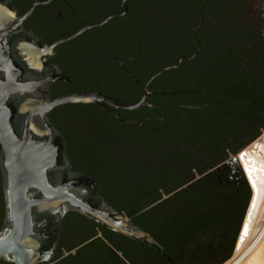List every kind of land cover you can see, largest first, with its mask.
Here are the masks:
<instances>
[{
	"label": "flooded vegetation",
	"instance_id": "obj_1",
	"mask_svg": "<svg viewBox=\"0 0 264 264\" xmlns=\"http://www.w3.org/2000/svg\"><path fill=\"white\" fill-rule=\"evenodd\" d=\"M36 1L10 3L22 16ZM226 1H174L161 10L154 7L160 0H48L23 19V28L46 48L44 65L62 76L50 84V99L77 91L108 98L62 103L46 114L65 139L71 170L94 177L97 194L106 201L158 202L212 176L242 184L240 164L234 157L217 162L220 148L202 145L201 135L264 131V110L244 97L233 69L216 76L211 66L201 71V57H211L216 31L225 28L227 17L232 24L238 15ZM108 135L129 143L109 149L102 143ZM188 139L201 144L190 145ZM120 213L160 247L68 211L51 262L62 251L70 264H174L169 248L198 241L182 224L195 225L203 239L212 214L161 206ZM99 237L103 242H92Z\"/></svg>",
	"mask_w": 264,
	"mask_h": 264
},
{
	"label": "water",
	"instance_id": "obj_2",
	"mask_svg": "<svg viewBox=\"0 0 264 264\" xmlns=\"http://www.w3.org/2000/svg\"><path fill=\"white\" fill-rule=\"evenodd\" d=\"M46 1L38 0L25 14L16 16L10 0H0V173L4 200L0 259L14 264L50 263L68 211L160 247L97 194L94 177L71 170L65 139L49 122L47 112L62 103L108 98L80 91L48 97L50 84L62 76L55 67L44 65L41 54L46 48L39 47L22 26L35 5ZM233 160L239 165L237 155Z\"/></svg>",
	"mask_w": 264,
	"mask_h": 264
},
{
	"label": "trees",
	"instance_id": "obj_3",
	"mask_svg": "<svg viewBox=\"0 0 264 264\" xmlns=\"http://www.w3.org/2000/svg\"><path fill=\"white\" fill-rule=\"evenodd\" d=\"M248 69L251 71L249 77H246V75L244 77H238V82H241V86H243L242 90L245 93L244 97L256 101V106H258L260 110H264V60H261V57L256 58L254 65ZM246 81L252 84L246 86L244 85ZM202 134H204L202 145L218 146L220 148L216 155L217 162L224 160L230 153L236 155V153L258 137V133H201V135ZM188 143L190 145L201 144L193 139H188ZM205 153L212 155V152L208 150H206ZM177 187L178 186L174 185L170 191ZM249 187L245 176L242 180V184L238 186L234 184H225L223 181H219L215 176H212L208 178L207 181L198 180L186 187L185 190L175 192L173 196L164 200H158L160 198V194H158V202L136 200L125 202L108 200L107 202L117 211L128 214L133 210L155 209L158 208V206H161V208L173 209L178 212H197L204 210L209 212V214L212 213L208 215V219L206 218V221L210 223L204 227L206 230L205 233L203 232L205 238L202 239L198 236L200 232L197 234V227H195V225H189L187 223L182 224L180 228H182L186 234L189 233L191 239L195 241L198 239V241L196 244L184 246L183 248L175 249L171 247L169 248V252L175 259L174 264H221L231 255V250L233 249L234 242L240 231L244 211L250 197L251 189ZM178 194L181 195L178 196ZM217 195H236V197H220L216 199ZM3 216V196L0 183V226ZM232 219H236L237 222L235 225H232ZM198 229L202 230L201 227ZM199 239L202 240L199 242ZM92 242L103 241L99 237ZM61 254L62 251H60L55 260L50 264H70V257H62ZM0 264L14 263L0 259Z\"/></svg>",
	"mask_w": 264,
	"mask_h": 264
},
{
	"label": "rangeland",
	"instance_id": "obj_4",
	"mask_svg": "<svg viewBox=\"0 0 264 264\" xmlns=\"http://www.w3.org/2000/svg\"><path fill=\"white\" fill-rule=\"evenodd\" d=\"M174 1L181 2L182 0H160L159 3H156V5H154V7L156 9L162 10L167 7L168 2L171 3ZM240 1H242L245 6V13L247 18L243 14V6ZM226 3L227 7L229 6L232 9H235L238 15L236 16L234 23L232 24L227 17L228 22L225 26L226 29L224 28V30L223 27H220V31H216L217 42L215 43L214 49L212 50L211 57L207 59H205V57H201V71L203 72L206 66H211V73L213 75L215 74L216 76L217 72L231 68L234 70V75H236L235 77H244L246 75V69L254 65V61L256 58L261 57V60H264V0H227ZM263 133L264 131L258 133V137ZM253 141H251L248 145H250ZM102 143L107 148L112 149L123 147L129 142L128 140H123L120 136L118 137L114 135H108V137L104 139ZM248 145H246V147H248ZM246 147H244L243 149H245ZM238 153H236V155ZM228 157L232 158L234 157V154L230 153ZM250 198L251 190L250 197L244 211V216L242 218L241 227ZM262 206L264 207V203L262 204ZM263 237L264 214L261 217V221L258 224L255 233L250 239H248L246 243L247 245L242 251L240 259L238 261L240 262V260L246 257ZM235 245L231 250V255L221 264H226L233 258H236L235 256L240 250L236 251Z\"/></svg>",
	"mask_w": 264,
	"mask_h": 264
},
{
	"label": "bare ground",
	"instance_id": "obj_5",
	"mask_svg": "<svg viewBox=\"0 0 264 264\" xmlns=\"http://www.w3.org/2000/svg\"><path fill=\"white\" fill-rule=\"evenodd\" d=\"M244 153H247L245 157V161L249 162L247 164H242L240 160V154H237V160L247 178V182L251 189V198L248 204V208L242 223V227L240 228V234H238L239 239L236 247L237 255L236 258H233L226 264H264V237L260 239L261 241L255 246V248L240 262V255L244 248L246 247V243L248 239H250L255 233L258 224L261 221V217L264 214V207L262 204L264 203V181H262L259 172L255 171L256 168L259 167L261 161H264V133L257 137L248 147L243 150ZM251 167L254 169L252 173V178L255 180V187L252 183H250V177L247 173H245V167ZM238 238V237H237ZM245 243V244H244ZM244 245V246H243ZM243 246V247H242ZM258 257V260L256 259ZM249 260V261H248ZM238 261V262H237ZM237 262V263H235Z\"/></svg>",
	"mask_w": 264,
	"mask_h": 264
},
{
	"label": "snow or ice",
	"instance_id": "obj_6",
	"mask_svg": "<svg viewBox=\"0 0 264 264\" xmlns=\"http://www.w3.org/2000/svg\"><path fill=\"white\" fill-rule=\"evenodd\" d=\"M247 156V153L242 152L240 154V160L242 164H247L249 162L245 161V157ZM245 173H247L250 177V183L253 184V186L255 187V180L252 178V173L254 171L253 168L246 166L244 169ZM255 171L259 172L262 181H264V161H261V163L259 164V167L255 169Z\"/></svg>",
	"mask_w": 264,
	"mask_h": 264
}]
</instances>
